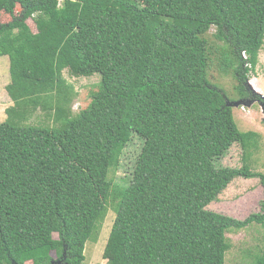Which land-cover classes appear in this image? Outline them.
Listing matches in <instances>:
<instances>
[{
	"label": "trees",
	"instance_id": "1",
	"mask_svg": "<svg viewBox=\"0 0 264 264\" xmlns=\"http://www.w3.org/2000/svg\"><path fill=\"white\" fill-rule=\"evenodd\" d=\"M2 12L15 106L0 122V264H83L110 207L106 264H226L229 231L264 229V200L245 220L208 209L236 178L264 189L250 165L261 136L239 129L235 100L211 83L208 38L215 27L222 70L238 100L251 97L264 0H0ZM65 70L100 76L78 113ZM33 110L54 123L26 122ZM135 137L141 153L116 183L110 171ZM235 144L242 166L220 165ZM252 264H264V244Z\"/></svg>",
	"mask_w": 264,
	"mask_h": 264
},
{
	"label": "rangeland",
	"instance_id": "2",
	"mask_svg": "<svg viewBox=\"0 0 264 264\" xmlns=\"http://www.w3.org/2000/svg\"><path fill=\"white\" fill-rule=\"evenodd\" d=\"M20 6L16 8V15L20 14ZM12 16L2 12L0 25L11 22ZM31 31L37 32V26L33 19L27 21ZM216 28L213 27L208 34L210 44L214 47L212 61L209 70V79L212 84L223 88L228 95L230 106L233 108L235 121L239 129L243 132L254 131L260 134L261 143L257 150H254L251 157V168L253 171L264 173V113L262 103H264V41L259 49V57L256 66L248 76L247 90L251 93L248 99L238 100L236 86L238 80L230 69L228 73L222 70L223 66V46L215 37ZM246 58V55L244 56ZM67 80L76 88L77 95L71 103L73 113H78L81 109L87 107L90 103V92L95 90L100 81L99 75L90 77H75L68 70L64 71ZM11 81L10 61L8 56H0V122L8 117L7 109L15 106L14 100L7 91V85ZM259 94V95H258ZM244 101L242 103L241 102ZM28 123L37 124L39 121H46L51 125L53 117L45 118L41 110L34 112ZM142 142L135 137L128 145L122 155V166L120 169L110 171L109 178L116 183L128 181L132 174L134 164L141 153ZM222 166L241 167L242 166V148L235 144L230 151L219 161ZM264 200V189L260 179L236 178L228 188L220 195L219 199L208 206L209 210L222 213L240 220H245L253 213L262 211V202ZM116 218V213L112 207L109 208L106 219L101 224L100 232L95 241L90 240L86 244V259L83 264H106L107 243L112 231V226ZM58 238V234H54ZM228 241L231 244L230 250L226 254V264H252L253 255L258 252V248L264 244V229L258 224L242 230H231L227 233ZM55 257V254L53 253ZM25 264H32L29 259Z\"/></svg>",
	"mask_w": 264,
	"mask_h": 264
},
{
	"label": "water",
	"instance_id": "3",
	"mask_svg": "<svg viewBox=\"0 0 264 264\" xmlns=\"http://www.w3.org/2000/svg\"><path fill=\"white\" fill-rule=\"evenodd\" d=\"M242 102H244V101L238 102V104L242 103ZM261 104H262L261 106H262V109H263L262 111L264 113V103L261 102ZM52 264H62V261L61 260L53 261Z\"/></svg>",
	"mask_w": 264,
	"mask_h": 264
},
{
	"label": "crops",
	"instance_id": "4",
	"mask_svg": "<svg viewBox=\"0 0 264 264\" xmlns=\"http://www.w3.org/2000/svg\"><path fill=\"white\" fill-rule=\"evenodd\" d=\"M9 61H10V59H9Z\"/></svg>",
	"mask_w": 264,
	"mask_h": 264
}]
</instances>
